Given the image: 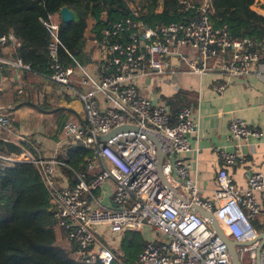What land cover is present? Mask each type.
<instances>
[{"label":"built area","instance_id":"1","mask_svg":"<svg viewBox=\"0 0 264 264\" xmlns=\"http://www.w3.org/2000/svg\"><path fill=\"white\" fill-rule=\"evenodd\" d=\"M196 1V7L190 1L183 3L186 10L196 9V18L169 24L149 25L140 19L139 9L130 7V17L113 22L101 32L102 40L95 41L99 76H93L72 58V64L64 66L59 57V50L64 48L58 38L57 15L42 22L50 37L46 48L49 79L75 90L92 137L73 121L65 123L63 133L73 145L82 144L90 150L94 160L87 161L86 172L72 171L76 179L72 189L54 183L55 169L65 167L62 162L40 161L26 151L0 153V172L26 163L38 169L56 228L65 231L66 239L77 247L75 257L86 264L118 262L104 241V233L119 235L145 227L154 229L157 239L145 243L136 264H232L226 245L215 235L208 220L191 209L190 203L209 211L232 241L251 242L259 234L253 222L260 214L264 215L263 175L247 174L246 188L239 190L226 170L220 169L217 188L210 200H204L196 179L191 177L189 164L179 158L191 150L189 137L196 129L192 109H182L176 123L171 124L168 110L154 104L131 84L138 77L174 75L167 60L174 54L181 56L184 49L196 54V59L189 60L190 73H206L210 70L207 60L214 59L219 63L214 70L221 76L247 79L254 75L264 79V41L232 38L226 26H213L210 0ZM263 5L264 0H255L252 10L257 13ZM0 47L14 53L19 44L9 33L0 36ZM1 64L29 71V66L19 60L7 63L0 57ZM224 88L225 84L216 87L217 91ZM100 98L106 101V107L99 105ZM7 123L6 115L0 112V131L8 129ZM125 125L140 127L165 143L162 172L178 196L163 185L156 172L154 147L143 136L129 132L106 143L95 139ZM228 131L237 148L250 138L260 140L263 136L238 118L230 121ZM217 152L224 166L244 161L239 151L217 149ZM95 160L100 161L98 166ZM96 168L87 184V173ZM109 180L114 183L113 207L103 206L94 193ZM255 251L256 245L236 247L240 264H246V254L248 264H256ZM259 260L264 264V245Z\"/></svg>","mask_w":264,"mask_h":264},{"label":"crops","instance_id":"2","mask_svg":"<svg viewBox=\"0 0 264 264\" xmlns=\"http://www.w3.org/2000/svg\"><path fill=\"white\" fill-rule=\"evenodd\" d=\"M257 13L264 16L263 10H257ZM93 26L94 20L89 19L84 34V53L88 62L83 66L93 76H99V54L95 44L98 38L93 33ZM1 58L7 63L15 61L7 48H2ZM193 59H196V54L190 49H184L181 56L174 54L167 60L170 68L175 71L174 75L163 78L138 77L131 84L154 104L165 107L170 117L176 113L173 110L180 111L182 107L192 109L196 129L189 137L191 150L180 154L179 158L189 164L191 177L196 179L201 197L210 200L217 188L216 177L220 169L226 170L233 186L239 190L246 188L247 174L260 172L264 177V79L254 75L247 79L226 78L214 70L219 65L214 59L207 60L210 70L206 73L193 74L188 72L189 60ZM5 66V73L0 74V112L6 115L9 126L8 129L0 131V153H8L7 148L1 145L3 143L20 149V152L26 151L40 161L62 162L65 167L59 166L55 169L54 183L60 188L72 189L76 179L67 174L69 167L62 159L67 148L81 144L73 145L71 139L65 137L63 127L68 121L77 122L79 125L81 122L87 124L81 101L76 97L75 90L52 82L48 76L29 75L19 68ZM219 84H225L222 91L216 89ZM19 90L21 93H18ZM99 100V105L106 107V101L103 98ZM25 103L31 106L23 105ZM233 118L245 121L249 127L260 132L262 138H250L248 143H240L238 148L235 147L228 131ZM217 149L239 151L244 161L224 166ZM92 160L93 154L91 158L84 159L83 172L87 171V161ZM95 161L98 166L100 161ZM97 170L98 168L87 173V184ZM113 191L114 183L109 180L94 193L103 206L113 207ZM257 197L262 207L263 203L258 194ZM253 225L259 233L264 232V215L260 214ZM54 230L56 238L64 240L65 231L56 226ZM127 233H140L143 247L148 240L157 239L154 229L148 227L138 232L125 231L119 235L106 232L104 241L114 254L119 252L121 241ZM139 253L133 264H136ZM116 258H120L118 264H123L121 254Z\"/></svg>","mask_w":264,"mask_h":264},{"label":"trees","instance_id":"3","mask_svg":"<svg viewBox=\"0 0 264 264\" xmlns=\"http://www.w3.org/2000/svg\"><path fill=\"white\" fill-rule=\"evenodd\" d=\"M186 1L198 6L196 0H144L140 19L153 25L196 18V9H185L183 3ZM254 1L210 0L213 26H226L229 36L234 39L247 37L256 42L264 41V16L252 10ZM62 8H68L73 13L71 23L60 20L59 11ZM261 9L264 11V5ZM130 10L129 0H0V36L14 35L19 47L11 52L12 58L29 66L26 74L49 77L46 48L50 37L42 24L48 16L57 15L58 38L64 48L59 50L60 62L66 66L74 59L84 65L88 62L84 53V34L89 19L94 20L92 30L101 41V32L113 22L130 17ZM1 50L2 47L0 57ZM5 68V65H0L1 75L5 73ZM178 110H173L176 113L170 117L171 124L176 123L181 111ZM1 145L7 148L8 153H20V149L12 145ZM65 153L62 160L71 168L66 171L71 177H74L72 171L83 172L84 159L92 156V152L82 144L67 148ZM48 208V192L33 165L16 164L0 172V264H86L75 257L77 247L66 236L64 240L56 238L55 224ZM125 242L133 246V254L125 255L128 254ZM143 244L140 235L127 233L115 255L118 257L121 254L122 262L133 264Z\"/></svg>","mask_w":264,"mask_h":264},{"label":"water","instance_id":"4","mask_svg":"<svg viewBox=\"0 0 264 264\" xmlns=\"http://www.w3.org/2000/svg\"><path fill=\"white\" fill-rule=\"evenodd\" d=\"M59 17H60V20L66 24L71 23L74 19L73 13L68 8H62L59 11ZM23 105L31 106V104L29 103H25ZM81 127H82V130L87 134V136L92 137L91 132L86 128L83 122H81ZM129 132H133V133L143 136L147 141H149L153 145L154 150H155V157H156V172L159 178L161 179L163 185L169 190H171V192H173L175 196H178V194L169 187L163 175L162 165H163L166 150H165V143H163L158 137L150 134L148 131L140 127L125 125V126H120L118 128L112 129L107 134L95 136V139L106 143L119 134L129 133ZM184 202L189 204V201L187 200H184ZM190 207L194 212H196L197 214L201 215L202 217L208 220L215 235L226 245L232 264H240L239 257L236 253V247L252 246V245H256V251H255L256 264H260L259 255H260V250L262 246L264 245V232L259 233L256 239L251 242L239 243L236 241H232L221 230L216 219L209 211L203 209L200 206L192 204V203H190Z\"/></svg>","mask_w":264,"mask_h":264},{"label":"rangeland","instance_id":"5","mask_svg":"<svg viewBox=\"0 0 264 264\" xmlns=\"http://www.w3.org/2000/svg\"><path fill=\"white\" fill-rule=\"evenodd\" d=\"M129 2H130V7H134V8H136V9H140L141 10V8H142V4H144V0H129ZM159 2H161V0H159ZM1 93H0V101H1ZM136 234H138V235H140L141 236V234L140 233H136ZM141 241H142V237H141ZM125 246H126V250H128V254H125V255H131V254H133V246L131 247V246H129L128 245V242H125V243H123ZM247 258H248V255L246 254L245 255V263L246 264H248V260H247ZM118 259H120V258H118ZM123 264H130L129 262L127 263V262H124L123 261Z\"/></svg>","mask_w":264,"mask_h":264}]
</instances>
